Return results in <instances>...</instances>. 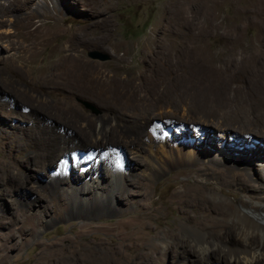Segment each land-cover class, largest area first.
Masks as SVG:
<instances>
[{
    "label": "rangeland",
    "instance_id": "1",
    "mask_svg": "<svg viewBox=\"0 0 264 264\" xmlns=\"http://www.w3.org/2000/svg\"><path fill=\"white\" fill-rule=\"evenodd\" d=\"M42 6L47 10L39 11ZM36 28L48 31L43 46L41 37L28 34ZM74 32L87 38L78 49L90 66L85 89L59 93L37 84L36 76L62 58ZM36 45L38 52L30 55ZM90 51L98 56H89ZM263 70L264 0H0V264H36L50 255L90 257L98 264H186L185 253L171 251L159 238L166 232L179 236L182 225L192 226L208 214L193 199L199 194L196 184L213 187L224 200L214 202L207 190L201 193L206 204L233 209L249 204L234 173L220 182L210 170L188 164L148 179L146 167L141 185L131 183L117 197L115 211H73L62 180L80 187L90 166L106 174L102 160L96 162L98 150L86 148L74 133L90 138L87 125L93 122L95 129L109 131L103 144L117 143L127 157L134 147L126 143L135 141L148 160L243 163L257 180L264 175V149L255 153L260 147L253 144L262 138L246 143L222 129L258 132L256 125L247 127L230 114H247L256 97L264 102ZM112 74L116 79H109ZM92 77L104 80L97 85ZM104 84L125 87L111 106L99 92ZM119 111L142 115L130 125L119 120ZM148 116L157 120L146 130ZM34 120V128L52 130L53 143L44 149L35 143L36 129L29 130ZM50 154L57 159L41 169L42 158ZM8 177L41 185L28 200L39 201L25 202L19 182L9 183ZM254 184L264 192L262 182ZM26 186L32 193V185ZM206 221L224 223V218L208 214Z\"/></svg>",
    "mask_w": 264,
    "mask_h": 264
},
{
    "label": "bare ground",
    "instance_id": "2",
    "mask_svg": "<svg viewBox=\"0 0 264 264\" xmlns=\"http://www.w3.org/2000/svg\"><path fill=\"white\" fill-rule=\"evenodd\" d=\"M45 9L46 8L42 6L41 8H39V11H45ZM28 34L41 37L42 40L39 43V45L41 46H43V44H45V42L47 41V37L45 36L48 34V31L43 30V28H36L34 30L32 29L28 32ZM86 41L87 38L84 35L77 32L72 33L69 37V40L67 42L68 46L65 48V53H63L62 58L53 62L47 70H42L39 75L36 76V83L45 84L48 89L57 90L59 93H77L80 89L84 90L85 86L87 85V82L85 80L86 76L89 75L90 66L89 64H85L83 62L82 56L80 55L78 49L81 45L86 44ZM37 46L38 45L34 46L36 48L31 49L32 52L30 55H32L33 52H38ZM254 56L259 57L260 54L255 53ZM29 59H31V56H29ZM116 76H118V74H112V77H110L109 79H116ZM104 78L106 79L107 76L104 75ZM104 78L95 77L93 79L92 77L91 83L96 82L95 84L98 85L99 81L104 80ZM159 80L161 79L159 78ZM99 86V92L102 95V99L109 106H111L110 101L118 100L114 97H120L125 89V87L122 85H119L117 88L113 87L112 84H104ZM256 98L258 99H256L254 108H250L247 111V114L240 115L238 112H235L233 114H230V117H235V119L239 118V120L237 121H240L245 126H247L246 123H250L248 124V126L256 125L258 131L257 133H253L252 131L244 128V130H242L241 127L239 128V130L238 128L235 130L231 129L233 126L231 128L228 126H224V129L222 130H227L228 132L234 131V133L230 132V134H236L239 137L238 139H246V143H254L252 141L255 140L254 136L260 139L262 138L261 143H263V145H259L261 143L257 145L253 144L254 146L260 147H254L256 149V151L254 152L259 153L261 148L264 149V120L259 119V117H264V102H262V98ZM141 115L139 112L133 113L119 111L118 115L116 116H118L119 120L123 123L137 125L139 123L138 118L141 117ZM43 118L46 121L47 119L51 120L50 117H46L45 115L43 116ZM148 118L149 120H147L148 123L146 126V130L147 128L149 129V127L152 126V123L155 120H157L156 118H151V116H148ZM34 122L35 123L33 124L30 123L31 125L29 130L32 131L33 129H36L33 133L35 143L40 146V148L44 149L42 145H44L45 143H53V140L50 138V136H48L52 130L48 126H44L41 129H39L38 127L34 128V125L37 124V120H34ZM193 124L198 123L194 122ZM59 125L61 126V124ZM92 125L93 122H90L87 125V129L92 130L89 135L90 138L83 136L79 131L77 135H75L74 133V136L78 137L80 139V143L83 142L86 148H95L98 150L96 155V162L98 160H102V168L105 169L106 174L103 175V171H101V168L98 169V167H95V170L92 172V168L94 166H90L89 171H83L84 174L81 178V182L83 183L80 187H73L71 185L69 186V179L65 176L66 178L62 180V183L68 185L67 195L68 199H71V203H69L71 210H88L89 212L95 213L99 212L100 209H105L106 211H115V202L117 201V197L123 195V193L126 192L127 187L131 185V183L138 182V184L141 185L142 178L146 177L144 175L146 172V167L147 171H149V173L147 174L148 179H154L155 177L159 178L162 171L170 168L188 166V164L190 165V167L195 166L200 170H210L212 178L220 179V182L226 181L227 183L228 179L226 178L228 174H231V172H233L235 176L236 186H238V189L241 191V193H244L250 198L251 201L249 204H242L241 207H236V209H233L231 206L227 207L224 204H206V202L201 199V193L207 190L210 198L214 202L217 201L219 203H222L224 200L216 194L213 187H201L200 185L196 184V188L199 191V194L194 196L193 199L198 202V205L201 204L199 206V210H202V212L204 213H208L209 217L212 214L214 216H220L224 218V223H208L206 221V218H208L207 214L201 222H197L195 224L193 223L194 225L192 226L188 224L182 225L181 235L175 236L172 233L166 232L165 234L161 235L159 240L164 246H170L171 251H181L182 253H185L187 257L184 258V262L186 264H201V258L205 260L202 261V264H264V192H262L260 189L257 190L254 188V183L257 180L262 182V184L264 185L263 174L259 175L258 179L256 180L255 175L249 170V168L242 165L243 163H237L235 164V167H232L231 165L227 167L221 163V160L219 161L216 159H211L206 162L193 160L191 163L185 161H177L171 163L163 161L161 159L148 160L144 156L145 153L143 152L142 147L138 144V142L135 141L126 143V146L134 147L133 149L130 148L131 150L129 154H131V156L127 157V155H125V153L121 151V146H119L117 143L105 142L103 144V139L104 137H106V133L109 132L105 127L101 126L99 129H95ZM110 132H112V130H110ZM141 138H143V136H141ZM240 142L243 143L242 140ZM78 147L80 148V146H74V148ZM137 157L141 160H135V158ZM55 158L57 159L55 154H50L49 156L44 155V158H42L44 161L39 164L41 166V169L44 168L42 164L50 161V159L52 160ZM91 162L93 161H90V163ZM72 171L74 170L72 169ZM71 173L69 172L68 175H70ZM6 181L9 183H15L16 181L19 182L16 185L19 186V189L23 191V200L25 202L33 204L34 202L39 201L37 197L31 198V201H28L30 197H32L38 192V190L42 188L38 183L30 182L28 178L22 177L18 179L8 177ZM50 181L55 182L56 180L51 179ZM106 181V188H104L101 185ZM27 184L32 185V193L27 191ZM262 190L264 191V188ZM87 258L74 257L72 259L68 258L67 255L41 256L38 258L36 264H71L72 262L74 264H98L97 259L94 260L90 257L88 259Z\"/></svg>",
    "mask_w": 264,
    "mask_h": 264
},
{
    "label": "water",
    "instance_id": "3",
    "mask_svg": "<svg viewBox=\"0 0 264 264\" xmlns=\"http://www.w3.org/2000/svg\"><path fill=\"white\" fill-rule=\"evenodd\" d=\"M88 55L91 56V57H97V56H98V54H97L96 52H94V51H90V52H88ZM99 57H100L101 59H106V58H107L106 55L99 56ZM85 105H86L87 107H89V108L92 107L90 104H88V103H86V102H85Z\"/></svg>",
    "mask_w": 264,
    "mask_h": 264
}]
</instances>
